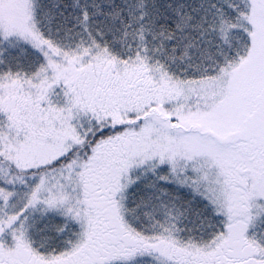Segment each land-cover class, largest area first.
Returning <instances> with one entry per match:
<instances>
[{
  "label": "snow or ice",
  "instance_id": "snow-or-ice-1",
  "mask_svg": "<svg viewBox=\"0 0 264 264\" xmlns=\"http://www.w3.org/2000/svg\"><path fill=\"white\" fill-rule=\"evenodd\" d=\"M0 264H264V0H0Z\"/></svg>",
  "mask_w": 264,
  "mask_h": 264
}]
</instances>
